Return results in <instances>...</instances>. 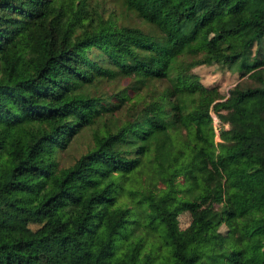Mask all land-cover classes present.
Segmentation results:
<instances>
[{"label":"trees","instance_id":"1","mask_svg":"<svg viewBox=\"0 0 264 264\" xmlns=\"http://www.w3.org/2000/svg\"><path fill=\"white\" fill-rule=\"evenodd\" d=\"M120 2L159 36L90 0H0V264H264V0ZM229 14L241 18L225 25ZM29 23L26 60L14 40ZM211 64L241 78L225 95L192 70ZM170 70V106L135 98L125 123L60 164L106 108L87 88L96 75L139 88ZM124 143L147 155L154 181L126 184L140 159ZM22 222L40 226L26 234ZM208 224L226 226L221 249L203 244Z\"/></svg>","mask_w":264,"mask_h":264},{"label":"rangeland","instance_id":"2","mask_svg":"<svg viewBox=\"0 0 264 264\" xmlns=\"http://www.w3.org/2000/svg\"><path fill=\"white\" fill-rule=\"evenodd\" d=\"M99 4L103 17H110L117 26L135 27L147 35L159 36V31L152 24L145 23L141 18L137 17L132 11L128 10L120 0H90ZM241 16L239 14H229L224 20L225 25H231ZM33 25L27 24L23 32H20L15 37L14 42L18 46L21 56L25 59L33 53L32 39L30 37ZM229 42L232 46L238 45L236 37L231 36ZM100 52L93 49L92 56L98 55ZM97 57V56H96ZM199 76L200 81L206 86H217L220 93L223 95L228 93V89L237 81L241 80L238 72L222 68L219 64L199 65L192 69ZM172 70L163 78H153L145 85L137 87L134 77H125L116 74L114 78L100 76L94 77L93 85L88 86V90L100 97V102L106 107L102 109L98 106L99 112L93 115L92 121L82 127L77 134L69 141L68 145L59 153V162L62 165H69L81 153L84 152L93 144V134L95 132L102 133L108 128L116 130L121 124L129 119L127 107L130 101L138 98V106L147 102H155L165 107L172 103L173 95L170 93V78ZM213 116V140L215 144L220 141L219 127L217 125V116L211 110ZM180 136L191 138V133L182 126H177L174 129ZM215 147V146H214ZM217 148V146H216ZM121 150L129 156H136L140 159L138 166L129 173L125 179L126 184L132 187H142L147 183L154 181L153 171L150 170L149 162L135 144L124 143L121 145ZM218 207V205H216ZM191 221V215L188 211H183L178 215V222L181 228L186 227ZM40 226L39 222H22V230L29 234ZM226 226L224 224H208L207 228L202 233V242L208 250L223 247V238L220 233H224Z\"/></svg>","mask_w":264,"mask_h":264}]
</instances>
